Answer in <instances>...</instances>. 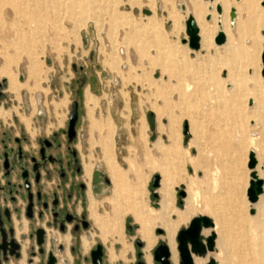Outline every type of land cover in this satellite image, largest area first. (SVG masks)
I'll list each match as a JSON object with an SVG mask.
<instances>
[{
  "label": "rangeland",
  "instance_id": "374dc122",
  "mask_svg": "<svg viewBox=\"0 0 264 264\" xmlns=\"http://www.w3.org/2000/svg\"><path fill=\"white\" fill-rule=\"evenodd\" d=\"M187 1L196 2L0 0V124L32 142L64 139L71 105H78L75 148L90 226L63 245L57 230H46L47 249L65 264H91L97 244L103 264L111 256L113 264H136L138 253L144 263L140 226L155 240L165 233L155 224L175 233L184 213L187 223L174 235L177 264L175 237L195 216L217 224L218 264H264V195L255 206L246 197L253 146H261L260 167L264 159L263 0L214 1L221 14L215 5L202 17L210 22L207 50L188 46ZM231 8L237 26L225 19ZM218 30L226 37L220 47L213 44ZM95 73L102 92L86 87L82 94ZM106 164L128 178L114 187ZM91 179L99 182L94 196ZM122 243L129 250L121 258Z\"/></svg>",
  "mask_w": 264,
  "mask_h": 264
},
{
  "label": "flooded vegetation",
  "instance_id": "af4514ba",
  "mask_svg": "<svg viewBox=\"0 0 264 264\" xmlns=\"http://www.w3.org/2000/svg\"><path fill=\"white\" fill-rule=\"evenodd\" d=\"M63 136L64 139H61L59 134H53L32 142L24 135L14 133L12 126L10 129L0 124L2 227L7 236L9 229H12L13 239L21 245L23 255L21 261L11 258L9 264L12 260L13 264L22 261L25 264L26 245L27 251L31 249V253H34L33 258H38L37 264H45L49 252L56 258L53 251L47 249V229L57 230L62 235L60 237L68 234V237L78 236L89 229L88 187L81 180V160L75 148L76 125L75 136L69 137L67 129L63 131ZM102 182L106 183L105 178ZM13 184L15 187H12ZM96 184L99 182L91 179L90 190L93 196ZM29 204H32L31 211L27 210ZM37 229L44 231L45 243L41 255L35 243L34 233ZM57 242L63 245L58 239ZM61 248L62 246L59 250ZM69 251L73 253L72 248ZM86 261L85 258L84 262ZM65 262L66 258L62 263Z\"/></svg>",
  "mask_w": 264,
  "mask_h": 264
},
{
  "label": "water",
  "instance_id": "95a60500",
  "mask_svg": "<svg viewBox=\"0 0 264 264\" xmlns=\"http://www.w3.org/2000/svg\"><path fill=\"white\" fill-rule=\"evenodd\" d=\"M206 1V0H204ZM212 1V0H209ZM261 6L264 8V0L261 2ZM216 12L220 13V6L216 7ZM229 17L234 18V11L230 9ZM186 35L188 37V46L192 50H198L200 48L198 28L192 17H188L185 22ZM264 35V31L262 32ZM226 42V37L224 33L220 30L218 31L214 38L213 43L215 46H221ZM261 76L264 77V51L261 53ZM82 69V68H80ZM1 94V93H0ZM78 120V105L73 102L69 112L68 123H67V134L69 137L75 136V125ZM257 161L255 155L252 151L248 153L247 169L249 173L248 188L246 190V197L250 204H254L258 201L259 196L264 193V160L262 162L263 178H258L255 170ZM108 182V179L105 178ZM158 177H154L152 180V187L158 185ZM10 184V183H8ZM8 186V185H7ZM10 186V185H9ZM12 187H15L13 184ZM19 187V186H18ZM26 188V186H25ZM179 196L183 197L184 192L181 191ZM32 204L28 205L27 210L31 211ZM250 214H254V209H250ZM6 215V214H5ZM7 218V216H5ZM28 218H31L30 214H27ZM213 228V222L206 216H195L193 217L188 225L178 231L175 241L177 244V252L179 257V264H194L193 257H204L207 252H211L214 249L215 235L210 233L209 236L203 237L202 230H208ZM161 230H157L156 233L161 234ZM35 243L39 248L38 253L41 255L43 253L44 246V231L42 229H37L34 233ZM135 245L141 247L140 241H136ZM28 246L25 249V264H32L34 253L27 251ZM30 252V253H29ZM103 248L100 244H97L94 249L89 253V259L91 264H103ZM153 262L155 264H171L170 263V252L166 244L161 242L153 251ZM13 258L16 261H21L23 259L22 247L13 239L12 229L8 231V236L2 227V219L0 213V264H9V260ZM138 261L136 264H144L140 261V253L137 254ZM42 264V263H38ZM45 264H56L55 256L49 252L47 255V261ZM207 264H213L212 261Z\"/></svg>",
  "mask_w": 264,
  "mask_h": 264
},
{
  "label": "bare ground",
  "instance_id": "6f19581e",
  "mask_svg": "<svg viewBox=\"0 0 264 264\" xmlns=\"http://www.w3.org/2000/svg\"><path fill=\"white\" fill-rule=\"evenodd\" d=\"M183 1H185V0H183ZM202 1H204V0H202ZM206 1L211 2V6L206 7V6L202 5V4H199L198 0H196V2H194V3H189L187 1V2H184V5H183L185 7L186 12L189 15L192 16V18H193V20H194V22L196 24V27L197 26L199 27V35H198L199 36V44H200V47L202 49H204V50H207L209 48V46L211 45L212 37L210 35V29H209L210 22H207V23L202 22L203 15L206 13L207 9H209V8L212 9L216 5V4H214V1L218 2L219 4H221L223 6H226L229 3L228 0H212V1L206 0ZM217 6H220V5H216L215 6V12H216V7ZM231 9H233V8H231ZM233 11H234V9H233ZM262 11L264 12V8H263ZM229 12H230V10H229ZM217 14L220 15L221 12L217 13ZM238 15H239L238 10H235L234 18L231 19L229 17V14H228L229 20L227 18H225V19H226V21L228 23H233L234 26H237L238 23L236 22V20H237ZM191 16H188V17H191ZM218 31H220V30H218ZM225 44H226V42L223 45H225ZM223 45H221V46H223ZM104 64L107 65V61ZM262 78H264V77H262ZM141 121L142 120H139V124L140 125H141ZM136 135H137V138L140 140L138 126L136 127ZM258 147H261V146H259V144H256L255 146H253V148L250 151H252L254 153L256 161H257V164H256V167H255L254 171L256 172L258 178H261L262 164H261V167H260V163H261V160L263 158V155H262L261 152H259L257 150ZM129 167H131V166L129 165ZM262 172H263V170H262ZM84 173H85V177L89 176L90 170H89L88 166L84 168ZM105 173L108 175L109 179L114 184V187L118 186V182L121 180V178H124V179L128 178L125 172H122V170H119V169H115V168L111 167L108 164H106V166H105ZM249 173H250V171H249ZM263 195H264V193H262L259 196L258 201L256 203L250 204V205L255 206L258 202H260L262 200ZM250 209H252V208H250ZM99 224L100 223H97V225H99ZM216 226H217V224L213 223V228L212 229L202 230V236L203 237H207V236H209L210 233H214V235H215L214 249L211 252H207L204 257H193V263L194 264H201L204 260L205 261H204L203 264H207L210 261H212L213 264H218L217 254L220 251V247L218 246V243H217L218 242L217 241L218 240V233H217V227ZM164 229H165L164 235L156 236L154 238L156 240L162 241V242H164V244H166V246L168 247L169 252H170V263L171 264H177V256H176L175 244H174V241H173L172 228H170L169 226H165ZM173 229H175V228H173ZM147 234L148 233L146 232L144 224H143V226L142 225L140 226L139 230H137V233H136V235L139 236L143 240V242H145V245H144L143 250H142L144 263L145 264H151L150 263V252H149V250H150V247H151L152 240H151L150 237H148ZM205 234H207V236ZM57 239H58L59 242H63L65 244H67L68 240H69V237H68V235H65L63 237H58ZM128 250L129 249L127 248V246L122 243V248H121V252H120L121 258L127 253ZM57 260H58V264H63L62 263V261H63V257L62 256L58 255L57 256ZM113 260L114 259L111 256L109 258V262L111 264H113ZM19 264H23V261L20 262Z\"/></svg>",
  "mask_w": 264,
  "mask_h": 264
},
{
  "label": "crops",
  "instance_id": "0c3cea01",
  "mask_svg": "<svg viewBox=\"0 0 264 264\" xmlns=\"http://www.w3.org/2000/svg\"><path fill=\"white\" fill-rule=\"evenodd\" d=\"M86 40V35H84V41ZM90 40L91 41H94L95 40V37H94V34H91V37H90ZM88 46H89V44H88ZM93 79H94V82L92 83V82H89V81H86L85 83H84V87H83V90H82V94H83V92H84V90H85V88L87 87L88 88V90L90 91V92H92L93 94H95V95H98L99 93H101L102 92V86H101V82L98 80V77H97V73H95V75L93 76ZM186 215H185V213L183 214V216L181 217V218H179L178 220L176 219V222H175V225H176V228H175V233H176V229H177V226H179L180 224H186L187 223V218L188 217H185ZM147 217V216H146ZM167 223H165V224H155V226L156 227H163V229L165 228V226H167L166 225ZM26 228V227H25ZM175 233L173 232V241H174V235H175ZM164 235V234H163ZM152 240V243H151V247H152V245L155 243V241H157V242H162V241H158V240H154V239H151ZM164 243V242H163ZM175 244V243H174ZM151 247H150V249H151ZM58 248H60V246L58 247ZM59 251H62V248H61V250H59ZM150 251V250H149ZM66 254V253H65ZM59 256H62V255H59ZM66 256V255H65ZM63 259H65V257H63ZM33 260V262H32V264H37V262H38V258L37 257H35V258H33L32 259ZM11 264H13L14 263V261L12 260L11 262H10ZM150 263H151V256H150ZM15 264H19V262H17V263H15Z\"/></svg>",
  "mask_w": 264,
  "mask_h": 264
}]
</instances>
